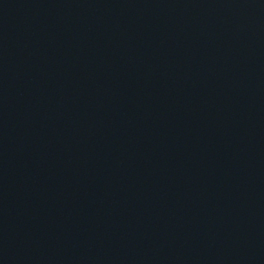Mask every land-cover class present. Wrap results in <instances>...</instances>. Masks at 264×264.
<instances>
[{
  "label": "water",
  "instance_id": "95a60500",
  "mask_svg": "<svg viewBox=\"0 0 264 264\" xmlns=\"http://www.w3.org/2000/svg\"><path fill=\"white\" fill-rule=\"evenodd\" d=\"M0 264H264V0H0Z\"/></svg>",
  "mask_w": 264,
  "mask_h": 264
}]
</instances>
